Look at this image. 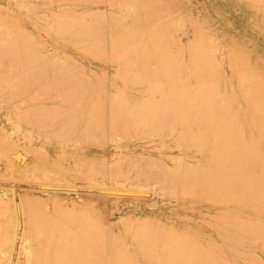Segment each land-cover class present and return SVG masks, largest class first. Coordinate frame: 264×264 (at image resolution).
I'll use <instances>...</instances> for the list:
<instances>
[{"label":"bare ground","instance_id":"1","mask_svg":"<svg viewBox=\"0 0 264 264\" xmlns=\"http://www.w3.org/2000/svg\"><path fill=\"white\" fill-rule=\"evenodd\" d=\"M0 146L167 206L5 208L0 264H264V0H0Z\"/></svg>","mask_w":264,"mask_h":264},{"label":"rangeland","instance_id":"2","mask_svg":"<svg viewBox=\"0 0 264 264\" xmlns=\"http://www.w3.org/2000/svg\"><path fill=\"white\" fill-rule=\"evenodd\" d=\"M16 137H17V135H15ZM3 148H1V146H0V150H2ZM26 150V149H25ZM25 150L23 151L22 149L20 150V149H18L17 150V152H16V154H14V152H12V155H13V159H12V161H10V162H8V161H6V158L4 159V157H2L3 159H1L0 158V167H3V169L1 168V173H0V176H2V177H0V205H2V206H0V214H2V216L4 217L3 219L4 220H6L5 218H8V223H9V226H7V222L5 223L1 218H0V220H2L6 225V227H4V224H3V222L2 221H0L2 224H3V226H2V224L0 225V228L2 229V231L3 232H1L0 231V233H2L1 235H0V237L2 238V239H0V241H1V246H0V249H1V247L3 248V249H1V251L0 252H3L4 251V249H5V246H6V244H4V243H8V244H12V241H15V240H12V239H14L13 238V236H15V232H16V229H15V231H14V229L12 228L13 226H11V223L13 222V220H14V222H15V219H16V221L18 222V224L19 223H21L20 224V227H23V225L27 222V219H28V221H30V216L29 217H24V218H19V217H17L18 216V212L20 211V210H18L17 212H16V208L19 206V207H21V205L22 204H24L26 207H27V205L28 206H31L30 205V203H32V204H34V205H36L37 203H39V202H41V204L43 203H46V202H43V201H47L48 200V198L52 201V198H53V200H55V201H57V203L58 204H63L62 205V207L63 208H67L68 207V209H72L71 207L73 206V207H75V206H77V205H81L80 207H81V209L83 210V208H84V210H85V208H86V210H85V213H90V212H88L87 210H89V206L91 205V207H92V209H94L95 208V204H91L92 202H94V203H96L97 204V208L96 209H98V203H99V205H101L100 206V208L102 209V212H103V214L102 215H104L105 213H106V211H105V213H104V210L103 209H107V219L108 220H112V222L113 223H117V221L118 220H120L119 218H123V217H121L122 215H123V212H125V215L129 212V214H127L126 216H127V219H128V217L131 215V217L133 216V214H132V211L133 210H135V208H136V210H135V212H134V216L133 217H135V213L137 214L136 215V217L138 216V215H144L145 213V209H148V211H149V209H150V214H151V211L153 212H155L157 209L159 210V208H158V206H161L162 208L164 207V205H160V201H163V193L161 194V193H159V195L156 193V191H155V194H154V191H152L153 189L152 188H149V189H152V190H146L147 188H137L136 186L135 187H133V186H128L127 184H125V186H120L122 183L120 182V185L118 184V183H114V185L116 186H114L113 185V183H112V185H110V183L107 185V187H103L104 185H99V184H97V182L96 183H94V185L91 183L92 181H94V180H92L91 182L89 181L88 182V180L87 179H85V180H87V182L86 181H83V177H82V175H80V178L82 179V181L79 183V181L77 182V180H78V178H79V174H81V173H79V172H77L76 174H77V179H75L73 182H75V183H71V181H69L68 183H67V181L68 180H64V181H66V182H64L63 180L61 181V182H63V183H61V182H59V181H56V183L54 182V181H52V182H49V181H47V182H39V181H36L35 179H33V178H31V179H26V177L24 176L25 175V172H26V174L28 173H31V172H33V171H35V168L36 167H38V168H40L38 165H36V162L35 161H31V162H29L28 163V158L26 157V156H24V154L23 153H25ZM46 150H48V149H46ZM48 151H50V153H52V149H49ZM26 152H28L27 150H26ZM29 153V152H28ZM26 157V158H25ZM14 161V162H13ZM12 162V163H11ZM35 162V163H34ZM77 162V161H76ZM8 163V164H7ZM9 163H11L10 164V166H9ZM15 163V164H14ZM34 163V164H33ZM73 165H75L74 163H72ZM11 166H15V167H17V168H15V169H18V168H20V171H16L15 169L13 170V168L11 167ZM29 166H30V169H29ZM8 167V169H9V167H10V169H12V170H6V168ZM33 169H32V168ZM26 170H28V171H26ZM42 173H45V171H42ZM12 174V175H11ZM85 174V173H84ZM41 175H43V174H41ZM84 177H85V175H84ZM22 180V181H21ZM32 181V182H31ZM35 181V182H34ZM79 183V184H77V183ZM85 182L86 183H88V184H85ZM65 183H67V184H65ZM89 183H91L92 185H90ZM47 184H53V186L51 187V188H53V191L50 189H45V188H48L49 186L47 185ZM76 184V185H75ZM117 184L120 186V188H119V186H117ZM7 186V187H6ZM17 186V187H16ZM94 186V187H93ZM57 187V188H56ZM72 187H73V189H72ZM123 187H125V188H123ZM95 188H97L96 190H97V192H94L93 191V189ZM105 188V189H104ZM133 188V189H132ZM40 189V190H39ZM98 189H100L101 191L99 192V190ZM119 189H121V192L120 191H118ZM92 190V191H91ZM95 190V191H96ZM102 190H104V191H102ZM106 190V191H105ZM123 190V191H122ZM124 190H125V193H124ZM47 191H48V193H47ZM59 193H58V192ZM89 191V192H88ZM108 191V192H107ZM127 191V192H126ZM46 192V193H45ZM119 192V193H118ZM7 193V194H6ZM9 193V194H8ZM139 193V194H138ZM54 196H53V195ZM83 196H82V195ZM85 194H87V195H85ZM126 194V195H125ZM128 194V195H127ZM130 194V195H129ZM152 194H154L153 196H152ZM4 195H6V196H4ZM56 195V196H55ZM60 195V196H59ZM151 195V196H150ZM162 195V196H161ZM23 196H25V198L23 197ZM35 196V197H34ZM62 196H64V197H62ZM71 196H73V197H71ZM78 197L79 198V200H77V198L76 197ZM84 197L83 198V200H81V198L82 197ZM123 196V197H122ZM150 196V197H149ZM159 196V197H158ZM22 197L24 198L23 200H22ZM38 197V198H37ZM67 197V198H66ZM96 197V198H95ZM129 197V198H128ZM162 197V198H161ZM31 198H35V201L33 200L32 201V199ZM41 198V199H40ZM57 198V199H56ZM60 198V199H59ZM62 198V199H61ZM85 198L87 199V200H85ZM92 198V199H91ZM111 198V199H110ZM120 198V199H119ZM152 198V200H150ZM29 199H31V200H29ZM37 199H39V200H37ZM42 199H44V200H42ZM113 199H115V200H113ZM119 199V200H118ZM49 200V201H50ZM60 200V201H59ZM78 201V203H77V201ZM92 200V201H91ZM95 200V201H94ZM103 200V201H102ZM148 200V201H147ZM4 201V202H3ZM22 201H25V202H22ZM30 201V202H29ZM32 201V202H31ZM54 201V202H55ZM68 201V202H67ZM72 201V203H70ZM80 201V202H79ZM85 201V202H84ZM86 201H88V203H86ZM97 201V202H96ZM107 201V202H106ZM130 201V202H129ZM154 203H153V202ZM26 202H28L29 204H27ZM36 202V203H35ZM48 202V201H47ZM53 202V201H52ZM84 203L86 206H87V204H88V206L87 207H85V205L84 204H82V203ZM100 202L102 203V204H100ZM118 202H120V203H118ZM135 202V203H134ZM157 202V203H156ZM19 203V204H18ZM22 203V204H21ZM56 203V202H55ZM118 203V204H117ZM135 205H134V204ZM147 203H148V205H147ZM4 204V205H3ZM27 204V205H26ZM48 203H46V206H45V204H44V206L45 207H43L42 205V208L44 209L45 208V212L44 213H46V212H49V213H52V211H53V215H55L56 216V214H55V212H56V209H60L59 207L60 206H58L57 207V204H55L56 205V209H55V205L52 203V205L54 206V210H53V208H51L50 206H51V204H50V206H48L47 205ZM68 204V205H67ZM75 204H77V205H75ZM105 204V205H104ZM116 204H117V206H116ZM124 204V205H123ZM130 204V205H129ZM132 204V205H131ZM140 204V205H139ZM161 204H164V201H163V203H161ZM7 205H9L10 207L7 209ZM13 205V206H12ZM18 205V206H17ZM34 205H33V207H34ZM38 205V204H37ZM36 205V206H37ZM40 205V204H39ZM38 205V207H40L41 208V206H39ZM72 205V206H71ZM84 207H83V206ZM92 205H95L94 207L92 206ZM119 205V206H118ZM124 206V207H122V206ZM147 205V206H146ZM156 205V206H155ZM158 205V206H157ZM52 206V207H53ZM71 206V207H70ZM116 206V207H115ZM121 206V208H119ZM135 206V207H134ZM144 206V207H143ZM152 206V207H151ZM12 207V208H11ZM16 207V208H15ZM23 207V206H22ZM32 207V206H31ZM37 207V208H38ZM46 207H47V209H46ZM61 207V208H62ZM80 207L78 206V209L76 208V211H78L79 213H81L80 211H81V209H80ZM83 207V208H82ZM112 207H114V208H116V209H113ZM118 207V208H117ZM148 207V208H147ZM150 207V208H149ZM155 207V208H154ZM165 207H167L166 205H165ZM164 207V208H165ZM3 208V209H2ZM6 208V209H5ZM37 208H35L34 210H35V212H36V209ZM41 208V209H42ZM62 208V209H63ZM100 208H99V210H100ZM133 208V209H132ZM4 209L5 210H8V212H9V209H10V211H11V209H12V211L14 210V212L13 213H15L14 214V216L12 215V213L10 212V215H11V217H12V221H11V223H10V221H9V218H11L10 217V215H9V213L6 215L5 213V211H4ZM91 209V208H90ZM95 209V210H96ZM110 209H111V211H110ZM121 209V210H120ZM129 209H131V210H129ZM29 209L27 208V211H28ZM32 210V209H31ZM34 210H33V212H34ZM115 210V211H114ZM119 210H120V213H119ZM162 209H160L159 211H161ZM4 212V215H3V212ZM39 211H41V210H38V213H39ZM67 211V210H66ZM73 211H75V208L73 209ZM97 211V213H98V210H96ZM108 211H110V214H111V216H110V214H109V212ZM114 211V213L112 214L111 212H113ZM118 211V212H117ZM128 211V212H127ZM144 211V212H143ZM159 211H156V212H159ZM2 212V213H1ZM32 212V211H31ZM43 212V211H42ZM41 212V213H42ZM101 211H100V213H102ZM142 212V213H141ZM20 214H22V212L20 211L19 212ZM29 213V212H28ZM37 213V212H36ZM78 213V214H79ZM83 213H84V211H83ZM84 213V214H85ZM100 213H98V216H102ZM119 213V214H118ZM131 213V214H130ZM141 213V214H140ZM146 213H147V211H146ZM149 213V212H148ZM33 215H34V213H32ZM77 214V215H78ZM82 214V213H81ZM81 214H79L80 216H81ZM9 215V217H7ZM28 215H31L30 213L28 214ZM120 217H119V216ZM152 215V214H151ZM25 216V215H24ZM83 216V215H82ZM81 216V217H82ZM105 216V215H104ZM110 216V217H109ZM113 216V217H112ZM117 216L119 217V218H117ZM124 216V215H123ZM125 216V217H126ZM1 217V216H0ZM16 217V218H15ZM87 217V216H86ZM14 218V219H13ZM27 218V219H26ZM77 218H79V217H77ZM83 218V217H82ZM21 219V220H20ZM23 219H26V222H25V220H24V223H23ZM81 219V218H80ZM118 219V220H117ZM125 218H123L122 219V221L124 220ZM79 220V219H78ZM115 220H117V221H115ZM126 220V219H125ZM120 222H121V220H120ZM12 225H13V223H12ZM26 226V224L24 225V227ZM11 227V228H10ZM17 227V226H16ZM5 228H7V230H4ZM9 228H10V230H9ZM15 228V227H14ZM0 229V230H1ZM18 230V229H17ZM6 231V232H5ZM5 232V234L6 235H4L3 233ZM5 236H7V237H5ZM9 236V237H8ZM3 238H5V240L3 239ZM12 238V239H11ZM7 239V240H6ZM5 241V242H4ZM4 246V247H3Z\"/></svg>","mask_w":264,"mask_h":264}]
</instances>
